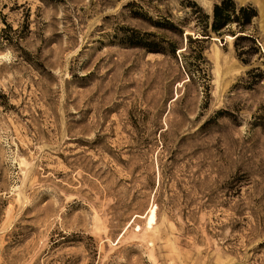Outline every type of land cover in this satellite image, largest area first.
Returning a JSON list of instances; mask_svg holds the SVG:
<instances>
[{"label": "rangeland", "instance_id": "374dc122", "mask_svg": "<svg viewBox=\"0 0 264 264\" xmlns=\"http://www.w3.org/2000/svg\"><path fill=\"white\" fill-rule=\"evenodd\" d=\"M231 1L0 0V264H264V0Z\"/></svg>", "mask_w": 264, "mask_h": 264}, {"label": "trees", "instance_id": "16d2710c", "mask_svg": "<svg viewBox=\"0 0 264 264\" xmlns=\"http://www.w3.org/2000/svg\"><path fill=\"white\" fill-rule=\"evenodd\" d=\"M255 15L256 10L252 6L235 7L231 0H220L219 3L212 6L210 30L218 32L229 22H235L237 26H245L250 23Z\"/></svg>", "mask_w": 264, "mask_h": 264}]
</instances>
